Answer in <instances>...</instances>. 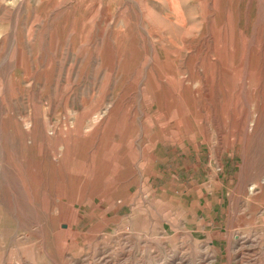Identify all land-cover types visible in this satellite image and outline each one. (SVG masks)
Here are the masks:
<instances>
[{
  "label": "rangeland",
  "instance_id": "obj_1",
  "mask_svg": "<svg viewBox=\"0 0 264 264\" xmlns=\"http://www.w3.org/2000/svg\"><path fill=\"white\" fill-rule=\"evenodd\" d=\"M0 264H264V0H0Z\"/></svg>",
  "mask_w": 264,
  "mask_h": 264
}]
</instances>
